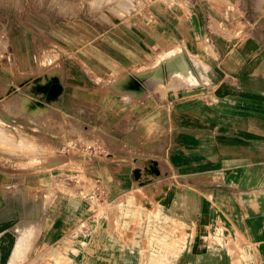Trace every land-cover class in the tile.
Segmentation results:
<instances>
[{
    "label": "rangeland",
    "instance_id": "374dc122",
    "mask_svg": "<svg viewBox=\"0 0 264 264\" xmlns=\"http://www.w3.org/2000/svg\"><path fill=\"white\" fill-rule=\"evenodd\" d=\"M59 1L49 5L58 14L50 26L47 5L37 6L38 11L25 5L21 11V5H15L11 40L7 24L0 23V188L6 198L19 197L23 220L34 222L35 227L19 231L24 233V259L16 264H150L147 236L169 233L152 222L153 214H147V204L161 201L152 189L147 195V184L154 183L147 180V173L155 178L180 170L170 167L177 165L176 149L152 148L147 155V124L160 125L161 120L185 129L199 122L200 149L193 156L199 155L200 170H207V160L215 157L218 172L224 171L219 165L222 158L232 155L229 151H239L231 150L225 140L224 123L230 120H225V111L239 108V102L224 100L222 86L214 84L216 53L208 29L220 36L232 27V34L242 35L241 17L251 21L261 17L264 0ZM36 13L45 19L38 21ZM7 15L0 10V17ZM197 28L202 33L195 38L190 34ZM180 29L187 36H178L176 45L172 34ZM32 32L39 33L40 40L33 37L39 45L29 52ZM8 43H15V51ZM97 46L105 50L98 56L103 62L90 53ZM78 47L82 50L76 51ZM80 54L88 63L80 62ZM117 55L120 69L111 63ZM96 62L100 66L95 67ZM90 76L94 83L89 82ZM80 78L92 92L103 93L108 109L116 107L121 96L139 113H147V96H153L148 107L152 114L136 118L137 138L142 141L130 155L126 132L118 142L107 136L102 141L77 125L79 116L87 115L80 112V102L68 103L67 109L75 115L72 121L59 115L49 122L44 105L25 97L51 102L55 92H63L66 79L75 83ZM22 80L26 84L20 85ZM41 82L47 85L43 88ZM84 92L77 95L82 97ZM86 96L89 106L91 100L95 103V95ZM27 109L40 115L47 129L33 130L25 116L18 123L29 133L8 124L7 110ZM255 117L264 121L261 113ZM95 119L92 115L93 123ZM173 131L169 141L175 142ZM214 143L215 148H209Z\"/></svg>",
    "mask_w": 264,
    "mask_h": 264
},
{
    "label": "crops",
    "instance_id": "0c3cea01",
    "mask_svg": "<svg viewBox=\"0 0 264 264\" xmlns=\"http://www.w3.org/2000/svg\"><path fill=\"white\" fill-rule=\"evenodd\" d=\"M61 3L58 0H0V10L5 9L8 13L6 18L0 17V23L4 20L5 25L7 24L9 28L7 35L11 40L13 27L10 17L17 14L13 9L15 5H21L18 8L21 11L24 5L33 7L47 5L49 25L58 15L56 10L49 8V5ZM240 4L242 5V2ZM36 17L38 21L45 19L39 14ZM241 19L245 27L244 33L238 37L232 34L234 31L232 27L226 28L220 36L216 30L212 32L208 29V35L213 38L215 46L214 54L216 53L214 55L216 63L211 72L212 76H216L213 77L214 84L222 86L225 91L224 100L229 103L239 102V108H230L229 114L225 111V120L230 119L224 123V135L227 137L225 140L230 144L228 146L231 150L239 151H229L232 155L222 158L223 162L219 165L223 164L224 171L218 172L221 169L216 167L215 157L207 160V170H200L199 155L193 156L194 151L200 149L199 122L188 125L185 129L180 125L169 127L166 121L162 123L161 120L160 125L147 124L145 134L147 136L144 139L147 141V155L152 148L157 151L164 148L176 149L173 156L177 165L170 167L175 169L177 167L180 170L164 173L155 178L147 173V180L154 182L147 184V195L149 189H152L153 192L159 193L156 197L161 198L159 203L147 204V214H153L152 222L160 224L162 230L169 233V236L164 237L147 236V262L150 264H264V156L260 151L264 150V121L256 120L255 117L256 115L258 117V113L264 116V13L252 21L243 17ZM33 33L29 44L31 49L27 50L29 52L34 51L39 45L33 37L37 36L39 39L40 34ZM201 33L200 28H197L192 29L190 35L198 38ZM20 35L19 37L24 36L23 33ZM172 35L176 38V45L180 42L178 36H187L184 29ZM195 42L192 41V44ZM7 46L15 51V43H8ZM82 46L83 44L80 47ZM80 47L76 51H81ZM85 47L88 51L87 45ZM102 52H105L103 46L90 50L96 60L100 58L98 56ZM100 61L103 62L102 57ZM80 62L88 63V59L80 54ZM101 62H96L95 67ZM111 63L115 64L116 68H121L118 55L112 57ZM82 81L73 83L66 79L63 83V92L61 90L55 92L52 96L54 100L51 102L25 97L44 105L49 122L59 115L62 120L71 117L72 121L75 115L67 109L68 103L80 102V112L85 111L87 115L79 116L77 125L86 128L85 132L90 129L102 141H105L104 136H107L118 142L121 134L126 132L130 155V150L139 147L142 141L141 136L137 138L136 118L152 114L148 107L154 99L153 96L150 94V97L147 96V103L149 102L147 113H139L135 104L128 105L121 96H117V106L108 109L103 93L97 89L95 93L92 92L85 87L87 81ZM93 81V77L90 76L89 82L94 83ZM41 83L43 88L47 85L46 82ZM19 84L26 83L22 80ZM50 84L54 85V82ZM67 86L71 87L70 91ZM80 91H86L83 93L84 96L77 95ZM88 94L96 97L95 103L91 100L90 106L88 105L90 99L86 96ZM84 107L90 110L86 111ZM6 113L9 116L6 117L9 120L8 124L26 133L29 132L18 123L24 116L31 119L33 130L47 129L41 123L40 115H35L30 109L16 112L7 110ZM163 113L167 116V110ZM92 115H95V123L91 120ZM171 129H175L173 131L175 142L169 141ZM31 136L36 138L34 134ZM215 145L216 143L211 144L209 148L214 149ZM2 181L3 178H0V182ZM13 197V200L10 197L6 198L4 190L0 188V264H16L24 259L21 242L24 233L19 231L35 228L34 222L23 220V203L18 205L21 203L19 197L15 194Z\"/></svg>",
    "mask_w": 264,
    "mask_h": 264
},
{
    "label": "bare ground",
    "instance_id": "6f19581e",
    "mask_svg": "<svg viewBox=\"0 0 264 264\" xmlns=\"http://www.w3.org/2000/svg\"><path fill=\"white\" fill-rule=\"evenodd\" d=\"M185 63V62H184ZM185 65H186V63H185ZM137 82V81H136ZM138 83V82H137ZM0 122H3L2 120H0Z\"/></svg>",
    "mask_w": 264,
    "mask_h": 264
}]
</instances>
